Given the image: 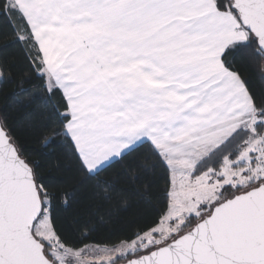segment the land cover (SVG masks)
<instances>
[{
    "label": "snow or ice",
    "instance_id": "6c2138e0",
    "mask_svg": "<svg viewBox=\"0 0 264 264\" xmlns=\"http://www.w3.org/2000/svg\"><path fill=\"white\" fill-rule=\"evenodd\" d=\"M9 48L0 264H264V0H0Z\"/></svg>",
    "mask_w": 264,
    "mask_h": 264
},
{
    "label": "trees",
    "instance_id": "16d2710c",
    "mask_svg": "<svg viewBox=\"0 0 264 264\" xmlns=\"http://www.w3.org/2000/svg\"><path fill=\"white\" fill-rule=\"evenodd\" d=\"M0 57L9 61H14L17 65L18 71H22L26 66L23 59V55L19 51V49L9 48V49L0 50ZM253 83L257 89L262 87L259 80H254ZM9 105H10V100H7L4 98L3 95H0V108H3L5 111H8L13 118H19L21 114L11 109ZM33 141H34V137H22L21 142L23 143L26 150L33 151L38 147V145H36ZM146 179H152V177H146ZM57 203H58L57 212L66 221V226H71V221L76 212L75 206H73V208L65 210L63 205H60L59 202ZM141 210L142 208L138 206L137 198L135 194H133L130 201V207L128 208L127 212L121 214L120 222L116 225V227L120 228L122 226H126L131 220H133L136 216L139 215ZM80 219L82 220L83 217H80ZM94 235L96 239H103L108 235V232L107 230H98V232L95 233Z\"/></svg>",
    "mask_w": 264,
    "mask_h": 264
}]
</instances>
